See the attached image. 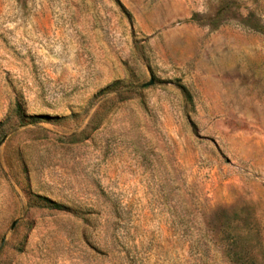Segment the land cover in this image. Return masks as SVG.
Returning a JSON list of instances; mask_svg holds the SVG:
<instances>
[{"label":"rangeland","instance_id":"rangeland-1","mask_svg":"<svg viewBox=\"0 0 264 264\" xmlns=\"http://www.w3.org/2000/svg\"><path fill=\"white\" fill-rule=\"evenodd\" d=\"M0 264H264V0H0Z\"/></svg>","mask_w":264,"mask_h":264},{"label":"trees","instance_id":"trees-1","mask_svg":"<svg viewBox=\"0 0 264 264\" xmlns=\"http://www.w3.org/2000/svg\"><path fill=\"white\" fill-rule=\"evenodd\" d=\"M259 30V29H258ZM31 119L33 120H41V119H45V118H48V117H43V116H33V117H30Z\"/></svg>","mask_w":264,"mask_h":264},{"label":"water","instance_id":"water-1","mask_svg":"<svg viewBox=\"0 0 264 264\" xmlns=\"http://www.w3.org/2000/svg\"><path fill=\"white\" fill-rule=\"evenodd\" d=\"M153 84H154V82L151 81L150 83H148V84L146 85V87H150V86H152Z\"/></svg>","mask_w":264,"mask_h":264}]
</instances>
